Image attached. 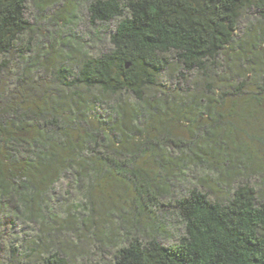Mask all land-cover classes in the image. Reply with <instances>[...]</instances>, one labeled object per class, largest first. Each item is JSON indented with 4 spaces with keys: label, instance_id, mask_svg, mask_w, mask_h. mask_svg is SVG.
Instances as JSON below:
<instances>
[{
    "label": "trees",
    "instance_id": "16d2710c",
    "mask_svg": "<svg viewBox=\"0 0 264 264\" xmlns=\"http://www.w3.org/2000/svg\"><path fill=\"white\" fill-rule=\"evenodd\" d=\"M33 2L0 0V264H264V0Z\"/></svg>",
    "mask_w": 264,
    "mask_h": 264
},
{
    "label": "rangeland",
    "instance_id": "374dc122",
    "mask_svg": "<svg viewBox=\"0 0 264 264\" xmlns=\"http://www.w3.org/2000/svg\"><path fill=\"white\" fill-rule=\"evenodd\" d=\"M33 4H34L33 0H28L27 14H28V16H29L28 18L31 22L33 21L32 17H33V14L35 12V8H34ZM69 5H71L70 2H69ZM67 7H69V6H67ZM79 17H80V21L78 23L77 32L80 34L86 35L88 32L89 26H88V15H87V12L84 8L80 11ZM106 42H107V38L103 37L102 42H100V44H97L96 47H99L101 45V48H102L103 45H106ZM96 47L94 48V50L97 49ZM78 56L79 55H77V57ZM238 108H241V106H238ZM225 125H226V123L223 122L221 127L216 128V132H218L219 134H222L224 132L223 130L225 129ZM207 134L209 135V133H206L205 135L207 136ZM233 178H234V176H233ZM235 178H237V177H235ZM252 178H250L251 181H252ZM229 181H230V187H232L234 184L237 183L236 181H232V179H230ZM220 197L224 198L225 195H222ZM163 201H167V199L163 200ZM166 208H167L168 212H167V214H165L166 217L163 219V220H165V222H164L165 226H163L162 227L163 229H161V232L163 235L159 238V240L163 244H171V243H174L177 240V237L184 232V225L181 221V218L178 216L177 212L172 207H169V208L166 207ZM164 209L165 208L157 210V212L160 213L161 211H164ZM96 254H97L98 260L100 258H102V260L107 261L111 257L112 252L109 248L102 247V249L98 250Z\"/></svg>",
    "mask_w": 264,
    "mask_h": 264
}]
</instances>
